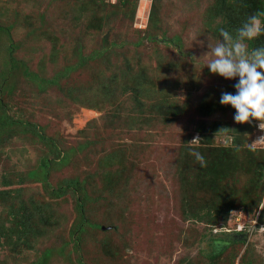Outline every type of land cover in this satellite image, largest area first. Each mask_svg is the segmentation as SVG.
I'll return each instance as SVG.
<instances>
[{
	"label": "rangeland",
	"instance_id": "1",
	"mask_svg": "<svg viewBox=\"0 0 264 264\" xmlns=\"http://www.w3.org/2000/svg\"><path fill=\"white\" fill-rule=\"evenodd\" d=\"M214 1L155 0L150 21L152 0L144 20L137 16L140 0L134 13L118 0H0V91L17 84L14 92L2 94L10 113L39 129L38 135L16 132L0 143V190L19 194L13 202L41 203L49 214L23 237L26 243L0 246V264H77V258L87 264H211L210 239L230 237L211 234L200 240L205 224L185 211L189 202L195 206L209 195L191 192L186 182L191 172L181 169L178 158L204 144L200 124L218 127L207 134L211 145L223 148L234 146L235 125H255L247 134L250 144L261 130L255 120L236 123L233 109L199 112L204 100L219 101L236 82L206 66L211 57L204 55L221 25L218 16L211 18ZM176 36L179 48L171 42ZM102 47L85 66L65 73L78 56L91 58ZM64 73L59 87L43 83ZM163 95L182 110L171 122L163 120ZM40 136L52 138L69 156L51 162L46 184L40 182V161L55 156ZM194 137L200 142L189 144ZM105 172L112 177L109 191ZM71 178L88 183L79 249L71 231L81 220L80 196L72 188L56 195ZM2 213L0 206V223L10 226ZM226 218L225 227L213 233L244 231L241 253L251 245L255 264H264V225L257 227L253 214L242 210ZM46 251L49 256H43Z\"/></svg>",
	"mask_w": 264,
	"mask_h": 264
},
{
	"label": "trees",
	"instance_id": "2",
	"mask_svg": "<svg viewBox=\"0 0 264 264\" xmlns=\"http://www.w3.org/2000/svg\"><path fill=\"white\" fill-rule=\"evenodd\" d=\"M137 0H118L121 6L131 5V11L134 13L135 3ZM154 1L152 0L149 20L156 15L154 11ZM258 9H264V0H215L210 7L211 18L215 16L221 19V25L217 28H226L229 31H234L238 28L248 16L256 12ZM8 32V31H6ZM150 36V35H147ZM105 44L107 41L102 39ZM176 47H181V40L179 37H175L174 41H171ZM264 45V36L260 37L256 41L251 42L250 47ZM105 47L99 52H93L90 57L78 56L79 61L77 65L67 67L65 73L71 72L77 67L85 66L88 59H93L94 56H98L103 53ZM13 50L10 45L7 50L10 54ZM9 68L13 71L16 66L13 63L9 65ZM64 74H56L52 79L47 81L44 80V84H52L56 87L58 85V79ZM14 82V81H13ZM138 86L140 82L136 83ZM17 84L13 83V86L7 91L3 89L0 91V143L9 140L10 136H13L16 132L18 135L27 136V134L34 131V134L38 135L37 126L28 123H23L16 117L11 115V110L5 102L2 94L12 93L16 89ZM164 106L161 108L163 113V120L165 122H171L173 118L179 115L182 110L179 106L173 102H167V96L163 95ZM217 109L225 111L232 109L230 106H222L219 101L212 100L206 101L199 106V112L202 116L210 115ZM234 110V109H233ZM197 128V132L202 135L204 144L199 146L200 151L206 159V166L201 168L194 160V158L188 154L187 158L179 157L178 165L181 166L186 172H191L189 180H186L188 187L191 192L201 191L209 195V199L196 200L195 206L190 203V210L187 207L185 215L187 218L195 219L194 221L203 222L205 227L201 229L200 240L205 239L207 236H229L228 240L221 238L210 239L213 251L207 256V259L211 264H255L252 246H246L243 253L241 249L246 244L244 238V231H235L233 233L218 231L213 233V229L221 230L225 227L227 218L226 215L232 210H242L247 214H253L256 218L257 227L264 225V150H256L248 146L249 138L247 134L251 133L255 125H248L247 127H240L235 125L232 127L233 140L232 148L227 147H216L211 145V135H208V131H218V127H213L215 124L206 127L205 124H200ZM7 137V138H6ZM11 138V137H10ZM42 141H47L49 147L54 153L53 159L44 158L40 161V170L44 173L40 182L46 184V177L49 172L51 162L56 160L65 162L69 158L66 153H61V150L56 146L52 138L44 139L43 136L39 137ZM83 146H80L82 150ZM109 159V157L107 158ZM31 173V172H30ZM111 173H104V187L105 190L109 191V184L111 183ZM78 178L65 179L62 181V186H59L56 190V195H63L66 189H71L78 193L77 207L81 220L76 224L72 231L71 237L74 241V248L79 249V240L83 232L85 231L86 217L83 214L84 202L87 197L86 187L87 181L83 179L81 182ZM19 194L16 196L12 195L11 190L1 189L0 190V206H2L4 218L6 221H10V226L5 227L3 223H0V246L10 247V245L25 240L23 237L28 234H32L35 228L46 221L47 215H49L41 203L37 204L30 201L31 207L27 205L23 200L13 202L12 199H17ZM8 200L9 203L6 201ZM28 206V207H27ZM256 216V217H255ZM96 230H100L101 225H94ZM15 233L17 236L14 241H10V234ZM28 241V238H27ZM217 248V249H215ZM81 252V250H76ZM116 254V253H115ZM118 254V253H117ZM43 256H49L48 251L43 253ZM119 257V256H118ZM120 258V257H119ZM77 264H87L82 259L77 258Z\"/></svg>",
	"mask_w": 264,
	"mask_h": 264
},
{
	"label": "clouds",
	"instance_id": "3",
	"mask_svg": "<svg viewBox=\"0 0 264 264\" xmlns=\"http://www.w3.org/2000/svg\"><path fill=\"white\" fill-rule=\"evenodd\" d=\"M264 36V9L246 18L234 31L219 29V38L204 56L211 59L206 64L210 73L225 80H235L233 92H222L219 103L234 109L233 120L243 124L250 120L258 121L264 130V45L250 47L251 42ZM199 60V59H197ZM230 131L229 129H222ZM194 137L189 144H198ZM264 143V136L254 143ZM190 155L201 167L206 166L205 156L192 149Z\"/></svg>",
	"mask_w": 264,
	"mask_h": 264
},
{
	"label": "bare ground",
	"instance_id": "4",
	"mask_svg": "<svg viewBox=\"0 0 264 264\" xmlns=\"http://www.w3.org/2000/svg\"><path fill=\"white\" fill-rule=\"evenodd\" d=\"M149 5H150L149 0H140L139 6H138V10H137V16L139 18H143L144 17V14L147 12V10L149 8ZM143 20H144V18H143Z\"/></svg>",
	"mask_w": 264,
	"mask_h": 264
},
{
	"label": "built area",
	"instance_id": "5",
	"mask_svg": "<svg viewBox=\"0 0 264 264\" xmlns=\"http://www.w3.org/2000/svg\"><path fill=\"white\" fill-rule=\"evenodd\" d=\"M262 136H264V131L260 130V131L256 132L254 137H253V143L256 142L257 140H259V138ZM254 147L257 149H260V150H264V143L255 144Z\"/></svg>",
	"mask_w": 264,
	"mask_h": 264
},
{
	"label": "water",
	"instance_id": "6",
	"mask_svg": "<svg viewBox=\"0 0 264 264\" xmlns=\"http://www.w3.org/2000/svg\"><path fill=\"white\" fill-rule=\"evenodd\" d=\"M102 229H103V227H102Z\"/></svg>",
	"mask_w": 264,
	"mask_h": 264
}]
</instances>
